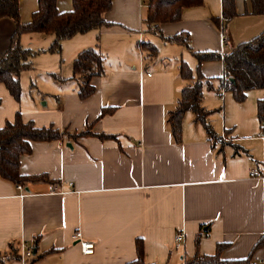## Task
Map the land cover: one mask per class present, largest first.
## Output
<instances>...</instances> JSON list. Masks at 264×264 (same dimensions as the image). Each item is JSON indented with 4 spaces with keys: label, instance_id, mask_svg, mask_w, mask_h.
Returning a JSON list of instances; mask_svg holds the SVG:
<instances>
[{
    "label": "crops",
    "instance_id": "obj_1",
    "mask_svg": "<svg viewBox=\"0 0 264 264\" xmlns=\"http://www.w3.org/2000/svg\"><path fill=\"white\" fill-rule=\"evenodd\" d=\"M71 1H57V12H70ZM17 8L20 23L27 24L36 0H17ZM234 9L236 16L225 20L220 0H201L183 9L179 21L160 25L162 37L185 34L188 50L145 31L144 0H111L103 16L107 27L59 42L71 75L53 58L46 84L30 85L17 101L0 84V129L18 114L37 129L90 132L31 142L29 154L19 157L18 173L42 179L15 185L0 177V253L12 244L19 259L22 243L34 252L26 264H127L135 260L140 240L144 264H183L195 251L213 255L217 245L223 246L221 260L250 256L264 264V132L256 118L264 89L247 91L235 102L220 89L222 61L198 64L192 55L222 56L264 31V15H251L249 0H234ZM13 31L11 21L0 19V54ZM53 40L32 33L18 43L52 54ZM140 43L152 45L156 55ZM88 49L103 57L102 73L90 79L93 92L81 100L72 62ZM180 62L193 79L198 74L210 84L202 88L199 106L216 138L212 142L191 112L181 118L178 141L166 126L167 113L188 85L178 75ZM103 108L112 111L99 117ZM251 170L262 177H250ZM176 232L183 235L178 250ZM75 233L93 244L91 255L81 254ZM18 259L7 264H20Z\"/></svg>",
    "mask_w": 264,
    "mask_h": 264
},
{
    "label": "trees",
    "instance_id": "obj_2",
    "mask_svg": "<svg viewBox=\"0 0 264 264\" xmlns=\"http://www.w3.org/2000/svg\"><path fill=\"white\" fill-rule=\"evenodd\" d=\"M59 0H36L37 9L31 15L27 24H21L18 17L17 0H0V19H8L14 26L9 46L0 54V84L15 100L19 97L18 75L26 71L31 53L19 46L18 40L22 34H41L54 37L49 52H59V42L74 35L89 30L107 27L103 16L110 10L111 0H72V10L68 13H58L56 2ZM146 12L143 18L145 31L155 34L164 41L183 46L189 50L188 38L185 34L172 37H162L159 27L179 21L181 11L188 7H197L201 0H144ZM250 14L264 15V0H249ZM221 16L225 20L236 16L234 0H220ZM223 32V28H220ZM140 48L149 56L156 55V49L149 43H140ZM197 63L208 61H222L223 80L220 89L230 92L235 102L243 101L245 93L252 90L264 89V31L252 40L242 43L225 55L216 53H192ZM103 57L96 49L80 52L72 62L73 79L78 83L77 96L83 100L90 96L93 88L90 79L102 73ZM179 77L188 82L181 90L180 97L172 111L166 115L165 123L174 141L179 140L181 118L186 112H191L194 122H198L204 129L207 139L216 140L210 127L205 123L206 113L200 108V96L203 87L210 88L209 82L200 75L195 79L191 77L187 66L180 62L178 65ZM112 111L101 109L99 117ZM256 118L260 130L264 132V97L257 101ZM90 135L88 128L80 133L58 132L52 128H34L31 123H22L16 114L12 123H7L0 129V177L15 185H22L28 181L42 179V177L26 178L18 173L19 157L30 152L31 142L58 141L62 138H72L78 135ZM99 140L111 138L104 135L95 136ZM199 236L194 241L195 249L198 246ZM260 246L257 244L256 247ZM222 245H217L213 255L205 256L195 254L183 264H254L250 256L241 260H221L219 253ZM17 248L8 244L4 252L0 253V264H7L10 260L18 259ZM134 261L127 264H144L142 260V244L135 241Z\"/></svg>",
    "mask_w": 264,
    "mask_h": 264
},
{
    "label": "rangeland",
    "instance_id": "obj_3",
    "mask_svg": "<svg viewBox=\"0 0 264 264\" xmlns=\"http://www.w3.org/2000/svg\"><path fill=\"white\" fill-rule=\"evenodd\" d=\"M42 48H43L42 46H38V47L34 46L30 50L28 49V51L31 53V57L29 58L31 67L28 72L24 71L20 76V80H19L20 93L27 94V92L30 91V85H33L34 87V86L46 84L45 83L47 82L46 75L47 73L50 72H45V71L49 69L53 64H55L53 63V58L57 59V66L61 65L63 69L66 68L67 73L71 75V66L67 62H65L63 53H59L58 51H55L52 54L51 53L42 54L41 52ZM49 58H52V62L48 61Z\"/></svg>",
    "mask_w": 264,
    "mask_h": 264
},
{
    "label": "built area",
    "instance_id": "obj_4",
    "mask_svg": "<svg viewBox=\"0 0 264 264\" xmlns=\"http://www.w3.org/2000/svg\"><path fill=\"white\" fill-rule=\"evenodd\" d=\"M260 138L264 139V134H262ZM249 176L253 177V178H256V177L259 176V174L256 171L251 170L249 172ZM259 177H262V176H259ZM16 189L20 190L21 187L17 186ZM52 191L55 192V190H52ZM73 238L75 240H77L76 243H77L82 255H91L92 254V251H93V244L92 243L86 242V241H82L80 239V234L79 233H75ZM182 239H183V235H182L181 232H176L174 234V236H173V241H174L173 249L174 250H178L179 249V247L181 245V242H182ZM32 252H33V250L30 247L25 246L24 244L21 243L19 245V259H18L20 264H26L30 260V258L32 257V255H33Z\"/></svg>",
    "mask_w": 264,
    "mask_h": 264
},
{
    "label": "water",
    "instance_id": "obj_5",
    "mask_svg": "<svg viewBox=\"0 0 264 264\" xmlns=\"http://www.w3.org/2000/svg\"><path fill=\"white\" fill-rule=\"evenodd\" d=\"M32 254H34V252H32Z\"/></svg>",
    "mask_w": 264,
    "mask_h": 264
}]
</instances>
